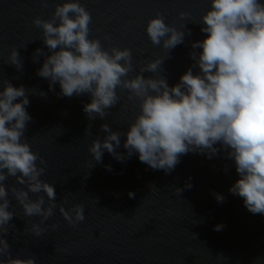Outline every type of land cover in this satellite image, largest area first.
<instances>
[{
    "label": "water",
    "instance_id": "water-1",
    "mask_svg": "<svg viewBox=\"0 0 264 264\" xmlns=\"http://www.w3.org/2000/svg\"><path fill=\"white\" fill-rule=\"evenodd\" d=\"M60 2L63 0H48L49 6L42 8L40 0H0V80L30 89L26 111L32 120L27 124L25 139L46 162L41 179L55 187L58 206L65 199L66 210L83 204L85 220L73 228L57 207L54 215L40 224L45 231L35 236L29 229L41 218L26 217L9 193V211L15 216L7 226L5 239L11 246V256L34 257L36 264H264V214L249 212L243 198L229 192L239 175L234 160L227 159L223 149L211 159L197 152L182 155L170 173L153 170L135 152L123 162L106 150L102 162L93 159L88 151L91 142L106 135L101 124L108 123L113 131L126 133L139 109L127 101L126 90L117 89L121 100L108 110L109 115L89 121L83 107L91 101L90 94L58 96L59 83L54 85L55 91H50L49 81L37 75L51 53L41 40L42 30L32 20L37 16L49 19ZM79 2L93 18L89 38L100 39L106 49H131L137 71L146 61L167 56L166 50L152 45L148 38L150 18L159 13L166 24L178 30L186 24L191 35L186 34L184 43L170 51L171 58L157 73L167 78L169 86L178 83L194 63L189 57L191 43L207 36L199 23L210 8V0ZM181 11L190 15L181 20ZM105 34L111 39L104 40ZM13 48L22 60L20 71L8 64ZM37 48L45 55L34 63L32 56ZM192 70L193 74L199 72L198 67ZM143 75L147 78L153 74ZM40 91L46 95L39 96ZM87 127L91 134L85 133ZM125 140L126 135L121 136L117 152H127ZM187 183H191L190 189L185 188ZM5 184L25 187L17 185L14 177ZM176 188L183 191L179 194ZM129 192L134 197H129ZM214 194L225 199L218 202ZM29 195L36 198V194ZM40 195L47 202L46 194ZM52 224L58 227L53 230ZM217 225H223L222 230H215Z\"/></svg>",
    "mask_w": 264,
    "mask_h": 264
},
{
    "label": "clouds",
    "instance_id": "clouds-1",
    "mask_svg": "<svg viewBox=\"0 0 264 264\" xmlns=\"http://www.w3.org/2000/svg\"><path fill=\"white\" fill-rule=\"evenodd\" d=\"M40 3L42 8L49 6L48 0ZM189 15L181 11L179 18L183 20ZM92 22L91 13L79 0H63L55 4L49 19L37 16L32 20L42 30L41 40L51 53L37 70L38 76L49 81L50 91H55L58 82V96L90 94L91 101L83 107L89 121L109 115L108 110L121 100L117 89L126 90L127 101L138 106L139 111L126 133L113 131L108 123L101 124L106 135L91 142L88 151L93 159L102 162L106 150L123 162L135 152L153 170L170 173L182 155L197 152L211 159L223 149L226 158L234 160L239 175L229 192L242 197L249 212L264 214V3L210 0V8L199 23L201 32L207 36L191 43L193 51L189 57L194 63L173 86L157 73L163 71V63L171 58L170 51L184 43L186 34L191 35L186 24L181 25L183 30H178L166 24L159 13L150 18L146 25L148 38L152 45L166 50L167 56L148 60L137 71L131 49H106L100 39L89 38ZM103 39L110 40L111 36L105 34ZM42 55H45L43 50L37 48L33 62ZM8 64L22 70L16 48L11 50ZM196 67L199 72L193 74ZM145 72L153 75L146 78ZM0 85L3 87L0 91V264H36L34 257L11 256V246L5 239L7 226L15 216L9 211V193L22 206L26 217L41 218L39 224L32 223L29 229L35 236L45 231L40 224L52 217L57 207L68 224L77 227L85 220L84 206L75 204L66 210L67 199L58 206L55 187L41 179L46 162L31 150L25 139L27 124L32 120L26 111L30 89L22 85L14 87L7 79L0 80ZM45 95L40 91L39 96ZM85 133L91 134L89 127ZM124 135L123 147L127 152L119 153L116 149ZM217 144L220 148L215 147ZM105 167L111 171L110 166ZM10 177L25 187H6ZM191 187V183L185 185ZM175 191L180 194L183 189ZM30 193L36 194V198L31 199ZM40 193L46 194L47 202ZM128 195L134 197L132 192ZM214 195L218 202L225 199ZM57 227L51 225L53 230ZM222 228L223 225L215 226L217 231Z\"/></svg>",
    "mask_w": 264,
    "mask_h": 264
}]
</instances>
